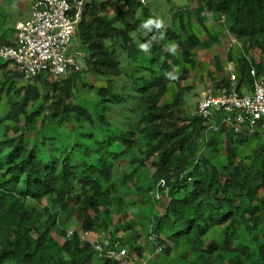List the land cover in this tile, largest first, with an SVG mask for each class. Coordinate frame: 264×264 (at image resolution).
I'll return each instance as SVG.
<instances>
[{
    "label": "trees",
    "instance_id": "1",
    "mask_svg": "<svg viewBox=\"0 0 264 264\" xmlns=\"http://www.w3.org/2000/svg\"><path fill=\"white\" fill-rule=\"evenodd\" d=\"M194 2L197 7L192 13L201 25L212 22L240 42L245 52L260 53L259 61L252 62L244 54L234 58L228 52L238 91L251 90V67L259 75L264 73V0ZM141 6L137 0H89L85 4L74 38L78 49L87 53L83 73L104 82L96 92L100 100L96 119L74 104L81 72L61 80L43 76L17 88L15 79L23 76L6 63L0 66L8 69L0 94L5 90L10 106L0 117V128L6 119L15 124L12 135L0 141V264H120L106 254L121 241L117 232L109 234L110 248H103L101 254L82 236L99 232L110 207L120 210L125 205L120 189L113 186L116 169L125 164L131 170L125 172L123 184L133 180L141 193L135 181L138 168L150 166L158 189L166 191L163 212L151 219L155 241L162 245L167 241L172 247L185 242L202 264H220L222 253L237 254L229 264H264V133L252 134L259 139L257 147L242 157L251 135L236 134L227 127L207 131L202 118L186 117L181 109L180 82L187 73L176 71L178 57L193 66L195 50L206 51L221 40L205 27L207 40H201L188 21L180 24V33L143 23L136 17ZM110 12L115 14L110 16ZM142 35L144 52L150 56L148 77L129 72L130 64L142 57L143 50L138 49ZM167 42L176 44L177 54L166 48ZM10 45L0 38V47ZM123 58L129 60L125 69ZM171 84L178 92L173 102L163 104ZM213 86H229V81L222 79ZM113 109L131 113L124 118L128 129L111 131L108 115ZM39 119L74 122L83 140L94 141V148L80 142L68 149L59 147L55 137L39 139L30 129ZM22 120L26 126L20 128ZM95 120H99L98 127H108L109 133L100 138L85 133L87 127H95ZM224 143L226 163L218 167L212 160ZM203 145L210 157L202 153ZM72 212H78L81 226L68 235L60 219ZM215 228L221 231L219 242L206 245L204 238ZM127 244L123 246L140 253L132 240ZM170 252L171 247H165V254Z\"/></svg>",
    "mask_w": 264,
    "mask_h": 264
},
{
    "label": "rangeland",
    "instance_id": "2",
    "mask_svg": "<svg viewBox=\"0 0 264 264\" xmlns=\"http://www.w3.org/2000/svg\"><path fill=\"white\" fill-rule=\"evenodd\" d=\"M32 1L33 0H0V38H6L15 30L17 23L26 21L29 14L28 11L24 10L31 6ZM191 1L192 0H146V3L138 8L136 12L137 19L141 20L143 23L158 21L163 29L171 28L175 32L180 33L182 30L180 24L185 25L188 21L191 25V31L201 40H207L204 27L207 28L211 35L218 36L221 40L219 46L211 47L206 51L195 50L192 57L195 63L193 66L184 63L180 57L176 55L179 62L176 71L179 74L182 72L187 73L185 79H182L180 82L183 88V104L181 105V109L186 117L197 115L198 103L203 93L213 89L214 82H219L222 79L229 80L231 72L228 70V66L234 62L228 60L229 51L234 58L244 54L247 60L252 62H257L260 59L259 52L251 50L245 52L240 42L216 24L211 22L201 25L197 21L196 16L192 13V10L197 7L196 2H194L195 0ZM113 14H115V12H110V16ZM182 35L184 36V34ZM134 36L138 37V34L135 33ZM143 38V35L139 36L140 40L138 43V49L143 50L142 57L136 64H130L132 70H129V72L134 73L136 76L144 75L148 77L150 56L148 53L144 52L145 47L141 41ZM73 45L75 48L80 47L76 38L73 40ZM165 46L177 54V46L174 42H167ZM125 58L121 60L124 69L128 67L127 62H129V60L127 61ZM3 64L4 62L0 59V66ZM133 69L137 70L133 72ZM7 70L8 69L5 68L2 70L0 69V85L5 81L4 72ZM84 70L85 65L82 67L80 78L75 89L74 104L85 108L89 113L93 114L96 119L100 104L96 92L98 88L104 86V82L99 81V79L93 75L84 74ZM232 73H236V70ZM25 83L27 82L24 79H15V86L17 88L22 87ZM177 92L178 88L171 84L162 103L167 104L173 102ZM37 106L38 104L32 108L31 112H34ZM9 108L8 97L4 90V92L0 94L1 118L6 115ZM124 110L126 109H113V111H110L108 120L113 126L111 131L119 132L120 130H125L130 127L127 119L124 120V118L131 115V113H125ZM95 122V127H87L85 133L95 134L98 138L109 133L108 127H98L99 120H95ZM4 124L5 125L0 128V141L4 140L6 136L12 135L11 130L15 125L8 119L5 120ZM23 126H26L24 120L19 124L20 128H23ZM30 129L38 135L39 139L42 136L57 138L59 140V147H66L68 149L76 148L77 144L85 142L87 146L94 148V141L91 139L83 140L80 135L81 130L74 122L60 124L58 120L55 119H45L44 122L39 119V123ZM219 138L223 140V135H219ZM249 138V144L244 149V152L241 153L242 157H245L248 151L257 147L259 139L253 135ZM262 139L264 140L263 137ZM226 145V143L220 144L218 157L212 160L218 167L226 163ZM202 153L208 157L212 155L210 150L204 145L202 147ZM125 165L124 167L120 166L116 169L115 178L113 180V186L120 189L125 205L122 206L120 210L115 207H110V214L103 217L101 223L102 228H100L99 232L95 234H84L82 236V241H89L94 246L100 245L102 249L108 250L110 248L109 234L117 232V237L121 240L119 241L120 249L129 252L130 256H136L138 258L135 262L136 264H202L198 255L189 253L192 250L191 245L184 242L180 243L177 247H172V244L167 241L163 242L164 244L162 245L155 241L154 237H151V219L163 212L161 205L167 204L168 202L166 191L158 189L153 179L154 169L150 166L138 168L135 181H137L138 186L142 189L141 193L137 190L133 180H128L123 184L125 172L131 170V168ZM43 204L45 203L39 204L37 208L41 209ZM31 206L30 204V207ZM60 220L66 225V232L68 235L73 231L78 232L80 230L81 219L78 212L63 215ZM220 236L221 231L215 228L204 238V241L207 243L206 245L212 241L219 242ZM130 240L141 248L140 253L130 250L129 247L123 246H128L127 242ZM63 241L64 239H61V242ZM165 247H171L169 255L165 254ZM222 256L224 260L220 264H229V261L234 260L237 254L222 253ZM242 261H246V259L242 258Z\"/></svg>",
    "mask_w": 264,
    "mask_h": 264
},
{
    "label": "built area",
    "instance_id": "3",
    "mask_svg": "<svg viewBox=\"0 0 264 264\" xmlns=\"http://www.w3.org/2000/svg\"><path fill=\"white\" fill-rule=\"evenodd\" d=\"M88 1L35 0L31 17L15 27L13 45L0 47V59L30 84L43 76L61 80L81 72L87 53L75 48L73 40ZM137 1L142 5L146 3V0ZM228 70L231 72L229 86L203 93L197 116L205 121L207 131L219 132L227 127L236 134L264 133V73L259 75L257 69L251 67L253 82L246 94L242 93L244 87L238 91L233 63ZM119 246L116 242L115 248L106 252L107 257L120 264H136L138 258L119 250ZM94 249L104 253L98 245Z\"/></svg>",
    "mask_w": 264,
    "mask_h": 264
},
{
    "label": "crops",
    "instance_id": "4",
    "mask_svg": "<svg viewBox=\"0 0 264 264\" xmlns=\"http://www.w3.org/2000/svg\"><path fill=\"white\" fill-rule=\"evenodd\" d=\"M35 0H33L32 1V4H33V2H34ZM32 4H31V6H32ZM31 6L29 7V8H27L26 10H24V11H28V14H29V16H28V18L27 19H29L30 17H31ZM26 19V20H27ZM23 22V21H22ZM20 23V22H19ZM18 24V23H17ZM17 26V25H16ZM6 39L8 40V41H10V42H12V44H13V42H14V40H15V30L11 33V34H9L7 37H6ZM249 89L246 87V88H243L242 89V93H249Z\"/></svg>",
    "mask_w": 264,
    "mask_h": 264
},
{
    "label": "clouds",
    "instance_id": "5",
    "mask_svg": "<svg viewBox=\"0 0 264 264\" xmlns=\"http://www.w3.org/2000/svg\"><path fill=\"white\" fill-rule=\"evenodd\" d=\"M148 23L149 24L155 23L157 27L160 26V22H158V21H149Z\"/></svg>",
    "mask_w": 264,
    "mask_h": 264
}]
</instances>
